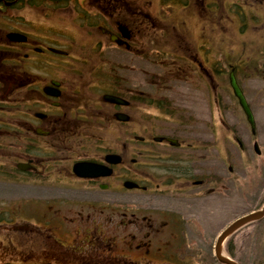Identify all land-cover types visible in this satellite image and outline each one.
<instances>
[{
	"label": "flooded vegetation",
	"instance_id": "flooded-vegetation-1",
	"mask_svg": "<svg viewBox=\"0 0 264 264\" xmlns=\"http://www.w3.org/2000/svg\"><path fill=\"white\" fill-rule=\"evenodd\" d=\"M155 1L0 0V145L18 138L24 165L15 163V176L41 195L21 218L17 207L0 217L15 245L11 264H208L219 234L209 230L263 200L254 170L263 180L264 157L251 161L261 134L229 76L259 126L264 0L227 9L233 26L252 29V46L228 44L222 26L218 50L204 0L167 1L199 10L190 26L152 16L150 6L164 2ZM77 163L97 174L78 175Z\"/></svg>",
	"mask_w": 264,
	"mask_h": 264
},
{
	"label": "rangeland",
	"instance_id": "rangeland-1",
	"mask_svg": "<svg viewBox=\"0 0 264 264\" xmlns=\"http://www.w3.org/2000/svg\"><path fill=\"white\" fill-rule=\"evenodd\" d=\"M131 1H136V0H131ZM157 1V0H156ZM155 1V2H156ZM212 0H208L206 1V5H208L209 8V21H208V27H209V33H210V39H211V44H212V48H216L218 47L219 43H220V39L221 35L219 33V31H221L223 28L221 27V25L219 24V26L216 25L217 22V15L215 13V10H213L212 6H214L215 4H213V2H211ZM211 2V3H210ZM229 0H225V8L228 9L229 6ZM145 11L148 12L149 11V7L145 5ZM165 7H170L171 10H173L172 14H166V16H159L158 15V10L161 8L162 10H165ZM152 7V10H150V14L152 16L156 15L158 18H160L162 21H171V20H179V16H181V9L182 6L180 4L177 5H157ZM151 9V6H150ZM167 13V12H166ZM224 15H226L225 20H228V16L230 15L229 12H224ZM219 20V18H218ZM224 27H226V36H227V43L230 44V42H234L231 45L235 44V41H237L238 39H240V37L238 36L239 33H235V26H233L232 22L226 21L224 24ZM240 29V28H238ZM250 34H247L245 37L241 36V40H246L247 39H253V37L251 38L249 36ZM250 40V41H251ZM227 48V47H226ZM228 49V48H227ZM248 93L250 94V99H252V101L254 103H256V94H255V90H254V84L252 83V87L249 88ZM263 95L261 94V102L259 104H261L262 102L264 103V89H263ZM256 95V96H255ZM258 103V101H257ZM262 103V104H263ZM264 105V104H263ZM264 107V106H263ZM257 115L259 116L260 122H259V126H257L256 128L259 130V132L262 134V138H261V144H264V108H262ZM226 119H228L229 121L233 122L235 121L234 118H231L230 115H226L225 116ZM100 128H102L101 125H99ZM240 129L242 130L240 132V138L241 140H243L244 143L247 142V135L245 134L244 129L240 126ZM96 130V129H95ZM102 132H105L104 130ZM99 130H96L95 133H102ZM262 150V154L259 158L264 156V148L261 149ZM253 157V155L251 154V158ZM254 160V159H253ZM235 168L239 169L240 168V163H238V161H235ZM264 173V171L262 172ZM258 175L256 174V180L254 185L256 186V188L258 189V193H256V195L259 196V199L262 195V193L264 192V181L262 180V182L259 183L258 180ZM41 199V195L37 194V195H30L28 194L27 190H26V185H24V183H22V181H20L19 179H13L11 181H7L6 178H3V180L0 182V208H9L11 209V207L13 206H17V207H25L27 204H35L38 201H40ZM33 206V205H32ZM252 208H248V207H244L242 206L241 209L238 211V214H243V212L249 211ZM3 211H6L5 209H3ZM2 211V212H3ZM4 216H6L5 212L3 214ZM220 227H214L211 230H209L210 234H215V231L220 230ZM214 240V239H213ZM229 240V241H228ZM225 243H227L226 247H228L229 250H231V253L233 254L234 258L240 263V264H262L263 258H264V220L259 221V222H254V224H249L245 227H243V229H241L234 237L228 239ZM212 244V251H213V241L211 242ZM12 248V245L10 244V241H8L7 235L4 233H2L0 231V256L2 255V257L0 258V264H10L9 261L7 263H5V259L6 258V254L7 252ZM213 255V252H212ZM197 263V262H196ZM208 264H218L214 255L213 257H210L208 259Z\"/></svg>",
	"mask_w": 264,
	"mask_h": 264
},
{
	"label": "water",
	"instance_id": "water-1",
	"mask_svg": "<svg viewBox=\"0 0 264 264\" xmlns=\"http://www.w3.org/2000/svg\"><path fill=\"white\" fill-rule=\"evenodd\" d=\"M230 79H231V83H232V86H233V91H234V94L239 97L240 99V103L241 105L244 107V110L247 114V117L249 118V121H253V117H251V113L249 112L248 110V107L244 101V98H243V95L240 93V90L238 88V86H236V84L234 83L233 81V77L232 75L230 76ZM78 167V166H77ZM76 168V166L74 167ZM83 168V167H81ZM264 216V206L261 210H257V211H254L253 213H250L248 215H244L242 218H239L237 219L235 222H233L230 226H228L224 231L223 233L221 234V236L218 238L217 240V246H216V255L218 257V260L222 263H225V264H237L236 262L234 261H231L229 260L228 258L226 257H223L221 255L218 254V248L219 246L221 245V241L229 234H231L233 232V230L243 226V224L245 223H248V222H251V221H254L255 219H258L260 217Z\"/></svg>",
	"mask_w": 264,
	"mask_h": 264
}]
</instances>
